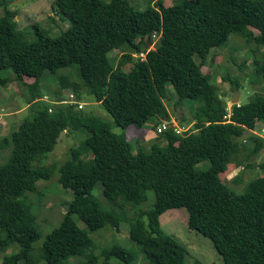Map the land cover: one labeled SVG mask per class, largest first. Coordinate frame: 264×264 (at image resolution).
I'll return each instance as SVG.
<instances>
[{"label": "trees", "instance_id": "obj_1", "mask_svg": "<svg viewBox=\"0 0 264 264\" xmlns=\"http://www.w3.org/2000/svg\"><path fill=\"white\" fill-rule=\"evenodd\" d=\"M6 3L0 0V86L23 84L30 90L27 103H33L41 101L37 90L44 72L56 74L58 85L50 104H39L0 140L10 150L0 164V251L18 249L0 264H69L72 259H78L75 264H136L135 253L118 243L92 248L91 233L106 227L118 231V198L129 206L128 235L139 246L143 264H185L186 249L159 221L177 208H185L188 229L210 239L224 264H264V138L249 131L264 124V91L227 108L202 69L210 50L232 34L253 44L251 52L264 48V0H174L168 7L155 0L141 10L130 0H53V13L68 22L66 29L55 37L38 29L31 41L18 30L17 13ZM247 26L254 30L250 38ZM154 37L151 49L148 40L151 44ZM113 50L121 51L117 64L108 56ZM255 62L254 73L264 80V62ZM6 69L13 76H1ZM73 81L103 107L120 133L100 117L75 110L81 96ZM229 82L232 89L240 88L238 80ZM65 88L76 92L73 101L61 95ZM174 96L175 109L185 99L198 100L193 127L178 133L169 125L147 150L141 144L134 150L130 128L150 126L156 132L160 116L169 117L164 101ZM73 130L87 136L58 168L59 184L73 198L35 260L32 250L41 232L28 195L54 167L33 162L54 148L63 131ZM240 154L247 160L262 154V173L237 193L220 174L231 163L241 165ZM203 161L208 165L199 168ZM96 184L104 205L92 194ZM148 191L154 194L151 207L133 212L147 201Z\"/></svg>", "mask_w": 264, "mask_h": 264}, {"label": "rangeland", "instance_id": "obj_2", "mask_svg": "<svg viewBox=\"0 0 264 264\" xmlns=\"http://www.w3.org/2000/svg\"><path fill=\"white\" fill-rule=\"evenodd\" d=\"M109 1V0H105ZM132 5L138 9H144L147 5L151 4V1L155 0H130ZM165 6L173 4L174 0H160ZM6 6L17 13L16 20L18 22V30L21 31L23 36L31 41L36 38L37 30L47 31L49 36L55 37L66 29L68 22L64 20L60 15H54L53 13V0H6ZM3 14V7H0V16ZM244 33L248 38L252 36L254 30L249 26L245 27ZM157 38H153L149 48L155 47ZM250 44V43H249ZM250 47L253 44L248 45L247 41L234 34L229 36L228 41L221 47H215L210 50L207 61L202 67L204 73L209 74L210 82L217 87L218 93L223 97L226 102L227 108H230L231 99L234 96V89L229 82L230 80H238L240 88L238 89V104H244L249 101L251 96L255 92L264 91L260 90L264 86L263 74H255L254 66L256 65V59L260 60L259 63H263L264 60V48L256 47L250 51ZM136 56V54H133ZM111 61L117 64L121 57L120 50H113L108 54ZM113 59V60H112ZM196 59V57H195ZM198 61V59H196ZM65 70V69H64ZM63 70L58 73H62ZM69 73L71 80H78L74 77V73ZM56 75V74H55ZM54 74L48 71L42 75L39 86L38 94L41 95L40 102L27 103V99L31 96L29 88H26L23 84L13 81L9 83L7 87L0 86V140L3 137H9L13 130L18 128L19 122L24 117H31L33 110L41 103L50 104L54 96H52L53 90L56 89V77ZM1 76L10 77L13 76L11 70H2ZM97 77H103L99 73ZM224 77H227L226 79ZM229 77V79H228ZM259 78H261L259 80ZM27 82H30L32 78L25 77ZM76 81L72 82L74 91L80 93L81 98L79 104L75 107L76 111H82V114H92L100 117L104 121L111 123V129L115 133H120L121 129L116 127L112 123V118L103 109V107L93 100L91 97L86 96L85 93H81V86ZM64 98L71 99L73 101L76 98V92L72 89H62ZM173 92V90H171ZM176 97L174 96L170 100H165L168 118L159 119L166 121L169 119L171 124L182 129H189L193 127L191 123L198 100L185 99L183 103L174 108ZM70 101V100H69ZM168 121V122H169ZM150 125V124H149ZM264 124L257 125L253 132H257L258 128ZM150 128V126H148ZM136 131L132 128L128 131V137L132 138V144L135 147L138 144L149 147V142L157 137L158 131L154 132L149 130ZM251 132V130H249ZM139 132V133H138ZM138 133V134H137ZM252 133V132H251ZM248 133H245L244 138ZM87 136V133L81 130L63 131L57 139L54 148L46 154L45 157L35 160L33 165L36 166H48L52 165L54 170L50 174L47 180H38L36 182V193H30L28 195L30 205H33L34 212L37 218V225L41 232V238L34 243V250H32V256L37 259V252L39 246L42 244L45 235L48 234L51 229L58 225L62 214L66 210L67 203L72 200L73 193L63 188L59 184V172L58 168L66 160L69 159V149L76 147ZM9 148H2L0 146V164L7 161L9 157ZM263 155L260 157H251L248 160L243 154L238 156V161L241 165L231 163L228 165L225 173L220 174L223 182H225L230 189L239 193L242 192L245 186L254 178L261 175V170L258 167ZM247 163H251L252 166L248 167ZM208 165L207 161L197 164L199 168H205ZM92 194L96 197L101 204H105L106 200L101 193V185L96 184L92 190ZM148 199L141 204L133 212L140 209H149L153 203L154 194L152 191H148ZM120 209L117 211L118 219L121 220L118 231L112 230L108 227L91 233L93 240L92 248L97 251L112 243H118L123 247L131 250L136 255V264H143V254L140 251L139 246L136 243H131L128 235L129 221H127V210L129 209L127 204L118 198L117 200ZM132 212V213H133ZM130 215V213H128ZM160 225L162 229L173 236L179 244H181L187 251L185 255V264H196L199 261L201 264H224L221 256L215 250L210 239L206 238L202 234L189 230L187 227V212L185 208L170 209L164 212L160 216ZM120 241V242H119ZM16 247V248H15ZM17 246L12 245L8 247L4 252L0 251V262L3 256L16 252ZM78 259H72L69 264H75ZM116 260H112L111 263L115 264ZM146 262V261H145ZM36 264H44L42 261H37Z\"/></svg>", "mask_w": 264, "mask_h": 264}, {"label": "built area", "instance_id": "obj_3", "mask_svg": "<svg viewBox=\"0 0 264 264\" xmlns=\"http://www.w3.org/2000/svg\"><path fill=\"white\" fill-rule=\"evenodd\" d=\"M139 56L143 59L144 58V53H140ZM169 125L175 127V130L176 132H182V131H185L186 129H180L179 127L177 126H174L173 124H171V121H162L161 124L157 127V131L158 132H161L162 130H164L165 128H167ZM251 132L254 134V135H257L259 137H262L264 138V125L261 126L260 128H258L257 132H253V130H251ZM263 153H264V149H263Z\"/></svg>", "mask_w": 264, "mask_h": 264}, {"label": "water", "instance_id": "obj_4", "mask_svg": "<svg viewBox=\"0 0 264 264\" xmlns=\"http://www.w3.org/2000/svg\"><path fill=\"white\" fill-rule=\"evenodd\" d=\"M150 43H149V40H148V47H149ZM238 89L236 87H234V96L232 97L231 99V104H237L238 103Z\"/></svg>", "mask_w": 264, "mask_h": 264}]
</instances>
